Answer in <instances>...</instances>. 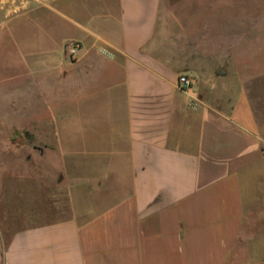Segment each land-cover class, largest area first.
Instances as JSON below:
<instances>
[{
    "label": "crops",
    "instance_id": "0c3cea01",
    "mask_svg": "<svg viewBox=\"0 0 264 264\" xmlns=\"http://www.w3.org/2000/svg\"><path fill=\"white\" fill-rule=\"evenodd\" d=\"M182 6L51 0L77 33L34 52L44 63L0 60V119L43 161L0 172V264H264V98L245 85L242 45L214 49ZM26 183L51 190L28 216ZM62 198L68 214L49 218Z\"/></svg>",
    "mask_w": 264,
    "mask_h": 264
},
{
    "label": "rangeland",
    "instance_id": "374dc122",
    "mask_svg": "<svg viewBox=\"0 0 264 264\" xmlns=\"http://www.w3.org/2000/svg\"><path fill=\"white\" fill-rule=\"evenodd\" d=\"M183 6L177 9L189 29L198 26L202 34L215 35L217 37L206 39L214 49H225L228 45H242L244 54L237 55L236 60L245 65V85L250 87L256 96L264 98V0H181ZM51 0L41 3H31L18 15L4 20L0 29L5 31L0 37V60H19V50L29 53L20 60L44 63L48 58L34 55V52H46L48 54L62 50L63 39L77 33L69 18L56 14L48 7ZM228 36L227 38H225ZM232 36V37H231ZM229 38V39H228ZM5 55V57L2 56ZM21 54V53H20ZM50 59V58H49ZM13 88L10 87V93ZM6 94V89L0 88V93ZM34 122V120H31ZM264 123V120H261ZM80 134H75L78 137ZM63 142L66 138L63 136ZM78 142V141H77ZM36 140L32 134H22L17 129V120L0 119V168L1 161L6 159L23 158L24 164L15 167L0 169V172L21 173L35 175L39 167L34 165L33 158L39 163L36 152L33 149ZM33 156V157H32ZM63 167L59 161L54 162L53 175L58 180L63 179ZM52 175V176H53ZM11 193H16L17 185L11 186ZM21 192L25 194V210L27 216L33 209V198L36 194H49V185H43L40 189L31 183L20 186ZM56 191V189H53ZM55 211L60 215L48 216L61 217L68 214L67 204L64 198L58 199ZM49 203V202H48ZM45 211H43L44 213ZM47 217V219H49Z\"/></svg>",
    "mask_w": 264,
    "mask_h": 264
},
{
    "label": "built area",
    "instance_id": "2783aa9c",
    "mask_svg": "<svg viewBox=\"0 0 264 264\" xmlns=\"http://www.w3.org/2000/svg\"><path fill=\"white\" fill-rule=\"evenodd\" d=\"M46 0H0V25L4 20L11 16L18 15L26 9L31 3H41ZM66 57L73 61L77 58L82 44L77 41H69L64 46ZM178 85L183 90H189L193 86V81L186 75H181L178 79Z\"/></svg>",
    "mask_w": 264,
    "mask_h": 264
}]
</instances>
